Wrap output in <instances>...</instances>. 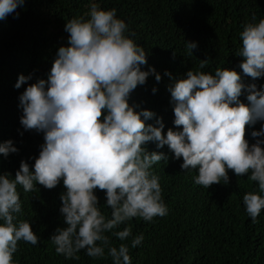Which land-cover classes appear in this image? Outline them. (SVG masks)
<instances>
[{"label":"clouds","instance_id":"1","mask_svg":"<svg viewBox=\"0 0 264 264\" xmlns=\"http://www.w3.org/2000/svg\"><path fill=\"white\" fill-rule=\"evenodd\" d=\"M25 0H0V20L23 8ZM84 15L67 20L68 46L59 47L46 79L29 84L19 96L20 124L25 131L43 134V144L33 165L21 160L14 177L0 174V264H14L18 242L38 243L31 224L17 219L22 214L18 186L25 193L37 185L55 188L62 182L59 212L66 227L50 236L55 252L65 259H79L81 250L93 259L111 258V264H131L129 245L113 246L109 235L125 241L132 237L128 222L139 218L152 222L167 215L159 177L153 165L164 160L163 152L146 150L167 145L180 168L195 170L196 185L209 188L226 184L228 170L247 175L258 191L243 195V205L253 224L264 209V123L252 131L255 143L245 139V126L264 122V85L245 84L235 70L219 68L214 74L188 70L168 86L177 129L166 133L162 118L151 110L130 104V94L150 75L161 80L147 64V53L134 42L128 25L116 10L104 9L89 0ZM255 19V18H253ZM236 54L239 67L253 80L264 76V19L248 23L239 34ZM195 42L186 41L193 55ZM201 60L200 68H204ZM171 77V73L165 72ZM32 79L18 76L15 88ZM156 88L152 89L153 93ZM246 93L248 104L240 101ZM155 117V123H146ZM182 126V127H181ZM12 140L0 143V154L16 153ZM96 190H103L106 216ZM126 225L123 230L120 225ZM131 238V248L143 241ZM107 249V253H105Z\"/></svg>","mask_w":264,"mask_h":264},{"label":"trees","instance_id":"2","mask_svg":"<svg viewBox=\"0 0 264 264\" xmlns=\"http://www.w3.org/2000/svg\"><path fill=\"white\" fill-rule=\"evenodd\" d=\"M104 9H115L117 18L128 25L131 38L147 53V64L161 74L157 82L150 75L144 85L130 94L129 103L151 110L162 118L166 133L174 126L173 105L168 86L173 79L185 77L188 70L214 74L217 67L235 70L245 84L255 83L257 90L264 85V76L253 80L244 76L239 65L243 57L236 54L241 45L240 32L248 23L264 19V0H93ZM89 0H25L23 8L0 20V143L12 140L18 151L7 157L0 154V174L13 177L21 160L30 166L40 152L43 134L25 131L20 124L22 109L19 96L37 79H46L56 52L68 46L67 20L84 15ZM255 18V19H253ZM195 42L189 56L185 44ZM204 60V68H200ZM171 73V77L165 72ZM31 74L32 79L15 88L19 75ZM156 88L153 93L152 89ZM248 104L246 93L240 96ZM146 123H155V117ZM245 126V139L255 143L252 131L260 124ZM182 127V126H181ZM147 151L163 152L167 161L153 165L159 177L162 199L168 213L155 217L152 222L133 218L128 222L132 237L143 234V241L131 248L129 237L125 241L109 235L113 246L129 245L131 264H264V209L253 224L243 205V195L258 191L247 175L237 176L228 170L225 184L209 188L196 185L195 170L180 168L181 159H174L167 145L156 148L155 143L144 145ZM22 214L38 236V243L18 242L13 254L14 264H111V258L93 259L83 250L79 259H65L55 252L50 236L58 227H66L59 212L60 195L65 191L62 182L55 188L37 185L35 192L25 193L18 186ZM100 209L106 216L103 190H96ZM122 224L117 230H123ZM107 253V249H105Z\"/></svg>","mask_w":264,"mask_h":264}]
</instances>
